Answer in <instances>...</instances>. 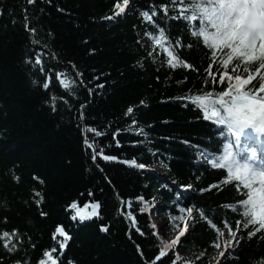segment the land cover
I'll use <instances>...</instances> for the list:
<instances>
[{
	"label": "trees",
	"instance_id": "trees-1",
	"mask_svg": "<svg viewBox=\"0 0 264 264\" xmlns=\"http://www.w3.org/2000/svg\"><path fill=\"white\" fill-rule=\"evenodd\" d=\"M122 1L36 0L29 5L26 0H0V234L17 230L20 237L13 239L17 251L12 253L0 241V264H39L43 252L54 245L52 234L58 225L72 237L62 264L69 260L73 264H152L163 240L152 227L154 207L166 216V229L173 234L182 222L171 219L180 215L172 201L187 185L192 186V195L183 206L193 208L194 220L186 236L156 264H217V260L219 264H264V230L249 238L253 226L243 229L242 209L233 213L230 208L246 198V189L241 186L238 190L226 170L200 163L203 154L198 149L222 154L224 143L231 139L220 138L223 128L203 121L202 112L185 102L189 96L226 90L227 81L219 84V75L225 70L212 61L202 38L191 37L192 29L180 21L171 22L165 46L170 40L173 55L191 67L181 63L171 68L167 54L145 35V28L158 35L157 29L140 15L151 12L153 6L171 7L169 0H129L124 14L105 20ZM25 14L29 27L37 30L35 37L25 30ZM162 16L158 10V17ZM157 23L167 27L162 20ZM143 35L150 40L151 56L141 45ZM178 37H182L181 46L175 45ZM33 38L41 43L32 45ZM33 49L56 54L55 59L51 54L44 57L46 73L51 75L48 91L42 88L47 76L24 62ZM210 63L215 81L207 74ZM235 64L229 65V75ZM243 67L241 63L237 73L245 76ZM57 72H66L76 81L71 91L59 83ZM33 79L38 80L36 86ZM97 84L104 87L97 88ZM89 88L93 89L91 95ZM53 95L57 97L55 112L51 109ZM81 105L85 107L81 109ZM129 107L133 113L126 115ZM85 127L105 133L99 138L94 133L86 135L105 149L103 155L117 160L106 162L98 156L92 162L91 149L84 145ZM117 141L120 147H116ZM120 160H135L145 168ZM155 164L162 176L152 170ZM35 191L43 195L39 207ZM73 201L80 207L99 202L100 218L72 221L73 213L66 209ZM145 205L147 210L141 212ZM129 212L135 224L128 218ZM183 215L186 220L187 213ZM225 220L233 231L236 221H241V230L237 232L239 243L235 241L221 259L214 247L218 233L212 224L225 237ZM101 226H108L109 231L101 232ZM184 253L204 256L201 260L181 258ZM55 255H59L58 247Z\"/></svg>",
	"mask_w": 264,
	"mask_h": 264
},
{
	"label": "snow or ice",
	"instance_id": "snow-or-ice-1",
	"mask_svg": "<svg viewBox=\"0 0 264 264\" xmlns=\"http://www.w3.org/2000/svg\"><path fill=\"white\" fill-rule=\"evenodd\" d=\"M35 2L36 0H26L29 5ZM169 4L171 7L169 5H160L159 8L153 6L151 12L146 10L140 13L144 21L152 25L158 32V35L153 34L145 28V35L155 41L160 49L167 54V63L171 68L175 69L181 63H183V67L189 68L191 65L179 61L173 55V51L170 50L173 47L170 40L168 46H165L166 31H171V22L180 21L192 29L189 33L191 37L202 38L203 44L207 49L211 50L212 61L218 62V65L225 70L219 75V84L224 85L225 81H227L226 90L218 91L215 95L212 92H205L203 95L189 96L185 102L186 104L190 102L202 112L203 121L210 122L217 128L222 127L223 131L227 132V136H222L223 131L219 132L220 138H232L230 143H224L222 154H214L211 150L204 152L202 149H198L203 154V159L200 163L203 166L206 162L212 169L226 170L229 180L237 182L235 186L238 190L241 186L246 189L244 193L246 198L240 200L238 206L233 204L230 208L233 213H237L238 208L242 209L239 214L243 218V229H248L250 225L254 228L253 231L248 233L249 238H251L257 232L264 230V163L256 165L257 152L255 150L250 153V162H241V159H238L237 156L240 155L239 149L243 148L241 147L243 145L241 138L246 130H252L257 139L264 138V0H169ZM128 5L129 0H123L122 4L116 3L114 14L105 16L104 19L115 20L125 13ZM158 10L163 12L162 17H158ZM170 12L172 13L171 15H169ZM157 19L162 20L167 27H162L157 23ZM24 21L25 30L30 36L35 37L37 30L34 27H29L30 22L27 14L24 16ZM40 43L38 39H31L32 45H39ZM175 45H182V37H178L175 40ZM188 47H191V45H188ZM44 48H47V45ZM30 51H32V56H29L24 62L26 65H30L33 70H38L41 75L47 76L42 88L48 91L51 75L46 73L44 57L51 54L52 58L55 59L56 54L45 52L43 49ZM218 53L219 59L217 61ZM148 55L151 56L152 52H149ZM234 62L236 64L232 68L233 75H229L227 70L229 65ZM241 63L244 66L243 71L247 73L246 76L237 73V68ZM71 67L73 70L76 68L74 64ZM212 67L213 64L210 63L207 74L215 81L216 77L211 72ZM76 76L82 78L83 73L76 72ZM60 77H64V79H60ZM56 78L63 88L69 91L76 84V81L70 79L66 72H57ZM94 79L99 80L100 77L95 76ZM80 83L83 84V79L80 80ZM207 83L208 81L205 80V86H207ZM32 84L36 86L38 80L33 79ZM96 87L103 88L104 85L97 84ZM88 92L91 95L93 89L89 88ZM56 101L57 97L55 95L51 96V109L53 112L57 111ZM64 103L67 104V100ZM84 107L85 105H81V109ZM131 113H133V108L129 107L126 115ZM83 119L84 114L81 111L80 120L82 121ZM83 132L85 133L84 145L86 149H91V160L94 164L98 156L106 162L117 160L114 156L103 155L105 149L100 147L95 140L90 142L86 135L87 133H94V137L99 138L105 133L92 127H85ZM116 134H119V130ZM116 134H114V137ZM116 147H120L119 141L116 142ZM148 151L152 152V149L149 148ZM118 162L135 166L139 169L145 168L143 163L138 164L135 160H120ZM96 166L99 167V165ZM100 171H103V169H100ZM33 178L38 179L37 177ZM15 179L17 182L19 181V177H15ZM40 183L43 184V180H40ZM225 183H228V181H225ZM191 188V185L183 186L176 193L175 200L172 201L180 215L172 216L171 219L174 222H183L185 221L183 214L186 212L188 223H185L182 228L179 224L176 225L179 229V234L174 240L170 242L160 241L159 254L155 257L152 264H156V261L161 260L167 254V250L176 246L181 241V237H185L188 233L190 224L194 220L193 208L183 206V201L190 199L192 195ZM88 194L91 196L92 192L89 191ZM34 195L39 197L35 201L39 207L43 203V195L40 191H35ZM140 199L142 200L143 197ZM100 207L99 202L84 203L83 207H80L78 201H73L67 206L66 210H70L73 213L70 216L72 221L78 219L79 222L83 223L93 220V218H100L98 211ZM89 208H91V211L88 210ZM145 210H147V205L140 209L141 212ZM41 215L46 216L47 214L41 212ZM128 218H131L133 224H135V218L131 216V212L128 213ZM240 225L241 221H236V231H233L228 221H224V228L228 229L230 239L225 242L224 250L219 252L220 257H225V252L233 246L232 241L239 243L237 232L241 230ZM152 227L155 228L156 226L152 225ZM212 227L216 228L218 233L214 247L220 249L221 244L218 241L220 237L224 236V232L217 228L215 224H212ZM100 231L107 233L109 228L108 226H101ZM136 231L141 236L144 235L139 228ZM14 238L16 240L20 239L17 230H13L11 233L3 231L0 234V241H3V247L9 253L17 251V244L13 243ZM71 239L72 237L66 233L64 227L58 225L52 234L54 245L50 250L43 252V258L39 261V264H62L68 241ZM129 239H131L130 234ZM33 247L35 246L33 245ZM57 247L59 248V255H55ZM137 250L139 251V245H137ZM203 256L204 253H201L197 260H201ZM176 259L179 260L181 258L177 255ZM68 264H73V262L69 260ZM217 264H219V260H217Z\"/></svg>",
	"mask_w": 264,
	"mask_h": 264
},
{
	"label": "rangeland",
	"instance_id": "rangeland-1",
	"mask_svg": "<svg viewBox=\"0 0 264 264\" xmlns=\"http://www.w3.org/2000/svg\"><path fill=\"white\" fill-rule=\"evenodd\" d=\"M142 41V43H144V41H143V39L141 40ZM152 170L156 173V174H158V175H160V176H162V171H161V169H160V167L158 166V165H155V166H153L152 167ZM155 207H154V211H155ZM154 211L152 212V217H151V219H152V222H153V224H155L157 227H158V232H159V234H160V237L164 240V241H167V242H170L171 240H173L178 234H179V229H177L173 234H169L167 231H165L164 230V221H163V219H162V214L161 215H159L158 213H154ZM157 215L159 216V217H161V218H158L157 217ZM155 217H157V218H155ZM78 220V219H77ZM185 223H188V220L186 219L185 221H183L182 222V225H181V228L182 227H184V224ZM191 224H192V222H191ZM190 224V225H191ZM230 239V237H229V235L228 236H225V237H223L221 240H220V244H221V248L220 249H218V251L220 252V251H222V250H224V248H225V246H226V244H225V242L227 241V240H229ZM234 244H235V241H232V247H230V248H228V249H232V248H234ZM227 253V252H226ZM181 255V257H184V258H188V259H197V257L198 256H196V255H193V254H190V253H184V254H180ZM216 260V257H214L213 259H212V262L213 261H215Z\"/></svg>",
	"mask_w": 264,
	"mask_h": 264
},
{
	"label": "water",
	"instance_id": "water-1",
	"mask_svg": "<svg viewBox=\"0 0 264 264\" xmlns=\"http://www.w3.org/2000/svg\"><path fill=\"white\" fill-rule=\"evenodd\" d=\"M139 254H140V256H142V254H141V252H140V249H139Z\"/></svg>",
	"mask_w": 264,
	"mask_h": 264
}]
</instances>
